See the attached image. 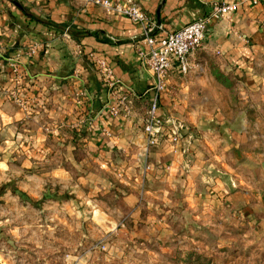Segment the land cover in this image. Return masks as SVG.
<instances>
[{
	"label": "crops",
	"instance_id": "1",
	"mask_svg": "<svg viewBox=\"0 0 264 264\" xmlns=\"http://www.w3.org/2000/svg\"><path fill=\"white\" fill-rule=\"evenodd\" d=\"M135 1L156 36L208 14L216 3L239 4L231 18L210 24L203 47L191 58L190 74L182 76L174 70L160 96V117L177 119L189 131L177 144L164 135L145 161L144 125L154 100V82L137 54L143 37L139 24L90 0H0V175L4 183L27 182L33 192L41 183L56 186L59 181L71 187L79 183L119 186L136 235L140 228L151 230L168 215L189 212L191 206L194 215L201 214L202 204L226 214L240 207L242 218H251L256 210L247 206L243 189L230 185L238 175L237 162L251 155L253 136L244 120L239 127L218 105L217 94L225 88H220L213 67L221 66L235 77L257 79L264 93V0L258 4L250 0ZM92 55L105 60L114 76L138 95L131 98L130 118L113 117L105 110L108 90ZM84 91L88 98L81 96ZM213 167L232 177L212 178L208 172ZM110 174L115 182L107 183L104 177ZM176 206L184 210L176 212ZM255 229L264 234V218Z\"/></svg>",
	"mask_w": 264,
	"mask_h": 264
},
{
	"label": "rangeland",
	"instance_id": "2",
	"mask_svg": "<svg viewBox=\"0 0 264 264\" xmlns=\"http://www.w3.org/2000/svg\"><path fill=\"white\" fill-rule=\"evenodd\" d=\"M213 70L225 88L218 105L239 127L246 122L254 142L250 157L236 161L237 176L216 167L208 175L232 177L231 188H242L256 210L251 218H242L240 207L226 214L202 204L201 214L191 206L136 235L119 186L59 181L33 192L27 182L4 183L0 175V264H264V234L255 229L264 218V93L251 76L235 77L218 65ZM104 178L115 182L113 174Z\"/></svg>",
	"mask_w": 264,
	"mask_h": 264
},
{
	"label": "built area",
	"instance_id": "3",
	"mask_svg": "<svg viewBox=\"0 0 264 264\" xmlns=\"http://www.w3.org/2000/svg\"><path fill=\"white\" fill-rule=\"evenodd\" d=\"M95 5L101 6L115 14L129 18L133 23L142 27V42L137 48V54L143 63L150 69L153 75L154 100L148 112L144 125L146 145L143 150L145 161L151 149L160 144L164 135L170 137L173 144L182 140L183 132L189 131L184 123L174 118L162 119L159 115L160 96L166 92L167 81L170 74L177 70L180 75L187 76L192 70L191 58L203 47L206 34L210 24L213 22L231 18L237 11L238 3H216L211 12L197 17L186 23L179 29L169 32L164 36L154 34V26L149 24V18L142 7L135 0H90ZM263 0H250L253 4H258ZM32 47L31 53H35ZM96 65L97 72L104 87L108 90L109 101L105 110L113 117L123 116L130 118L132 115L131 98L137 97L133 88L117 79L112 69L103 59L91 56ZM15 78L20 79V72L17 67L13 70ZM80 71L76 70L75 76L78 78ZM14 99L22 106L25 102L18 98L15 93ZM88 98L87 91L81 94ZM102 250L106 246L101 247Z\"/></svg>",
	"mask_w": 264,
	"mask_h": 264
},
{
	"label": "trees",
	"instance_id": "4",
	"mask_svg": "<svg viewBox=\"0 0 264 264\" xmlns=\"http://www.w3.org/2000/svg\"><path fill=\"white\" fill-rule=\"evenodd\" d=\"M36 18H37V20L42 21L43 23H48V24L53 25L55 27L57 26L55 23H52L50 21H46V20H43V19H39L38 17H36Z\"/></svg>",
	"mask_w": 264,
	"mask_h": 264
}]
</instances>
